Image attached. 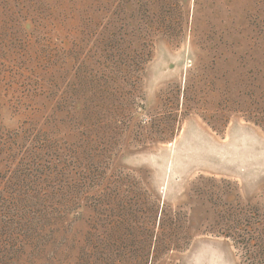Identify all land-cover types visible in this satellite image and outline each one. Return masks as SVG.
<instances>
[{
  "label": "rangeland",
  "instance_id": "rangeland-1",
  "mask_svg": "<svg viewBox=\"0 0 264 264\" xmlns=\"http://www.w3.org/2000/svg\"><path fill=\"white\" fill-rule=\"evenodd\" d=\"M1 150L36 264H264V0H0Z\"/></svg>",
  "mask_w": 264,
  "mask_h": 264
},
{
  "label": "trees",
  "instance_id": "trees-1",
  "mask_svg": "<svg viewBox=\"0 0 264 264\" xmlns=\"http://www.w3.org/2000/svg\"><path fill=\"white\" fill-rule=\"evenodd\" d=\"M3 152L0 151V156ZM25 159L28 157L24 156L20 161L25 162ZM3 160L0 157V161ZM24 166L17 163L14 170L7 167L4 171L5 174L12 172L9 177L0 175V264L37 263L30 260L36 258L33 253L39 248L40 225L36 227L32 219L37 213L47 212L49 200L39 193L41 184L33 182L21 169Z\"/></svg>",
  "mask_w": 264,
  "mask_h": 264
}]
</instances>
